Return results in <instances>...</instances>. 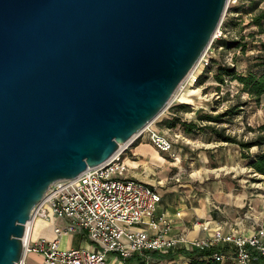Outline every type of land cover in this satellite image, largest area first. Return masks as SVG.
I'll use <instances>...</instances> for the list:
<instances>
[{
    "label": "water",
    "instance_id": "water-1",
    "mask_svg": "<svg viewBox=\"0 0 264 264\" xmlns=\"http://www.w3.org/2000/svg\"><path fill=\"white\" fill-rule=\"evenodd\" d=\"M228 0H0V264L54 180L156 118Z\"/></svg>",
    "mask_w": 264,
    "mask_h": 264
},
{
    "label": "built area",
    "instance_id": "built-area-1",
    "mask_svg": "<svg viewBox=\"0 0 264 264\" xmlns=\"http://www.w3.org/2000/svg\"><path fill=\"white\" fill-rule=\"evenodd\" d=\"M220 24L221 21L206 49L187 73L188 75L191 72L192 86L197 81L196 69L199 66L201 69L207 67L214 55L210 47L212 41L226 35ZM187 75L177 85L160 113L167 110L172 101H178L177 93L190 83ZM151 123L148 122L142 130L120 144L99 165L87 167L73 178L54 180L38 203L31 208L29 215L33 219L47 217L48 207L52 214L64 218L66 223L53 227V238L41 236L35 241L30 239L29 228L27 237L22 239V254L15 264H28L25 261L28 252L41 254V264H105L110 256L120 260L132 256L138 259L139 264H152L150 252L166 251L182 244L198 253L209 251L208 255H199V259L216 260V264H264V227L255 228L253 232L245 234L233 226L224 232L222 225L218 224L210 238L189 240L183 233L169 236L170 222L162 215L153 216L154 208L161 200L160 194L153 187L129 178L122 161V154L131 140L142 134H148L151 143L159 150L171 151L172 142L156 132ZM146 216H151L148 221H144ZM136 224H145L153 232L148 235L141 229L133 230L132 227ZM76 232H82L94 246L71 247L68 250L58 246L60 236ZM187 264H193L191 257Z\"/></svg>",
    "mask_w": 264,
    "mask_h": 264
},
{
    "label": "rangeland",
    "instance_id": "rangeland-1",
    "mask_svg": "<svg viewBox=\"0 0 264 264\" xmlns=\"http://www.w3.org/2000/svg\"><path fill=\"white\" fill-rule=\"evenodd\" d=\"M261 9H264V0H228L220 20V27L221 30L226 32L225 37L222 39H226L229 46L224 45L219 49L218 40H213L210 47L213 49L214 55L210 58L209 65L203 69L199 66L195 71L200 83H195L192 86V75L191 73L188 74L187 78H189L190 83L186 84L185 88L177 93L178 101H172L170 104L171 106L179 103L197 105L191 107L184 104L186 107L178 111L180 116L192 119L198 115L219 114L229 106L238 105V109L241 111L238 115L234 117L226 116L223 119L225 122L215 123L214 126L219 129L225 128L226 135L233 136L239 142L256 138L261 133L257 128L264 122V94L257 103L246 92L240 91L241 86L237 80L224 77V82L219 83L214 76L219 65L228 64L234 66L238 73L246 74L247 69L257 62L255 57L260 49L259 40H264V32H259L252 19ZM262 24H264V21ZM235 41L238 44H244L245 47H234ZM170 107L154 118L151 121V126L160 135L172 140V143L176 145V149L181 147L180 160H182L181 163L184 167L177 175L181 179L188 177L190 182L192 181L196 185L201 184L199 182L200 173L203 177H205L204 175L209 177V180L205 182L214 178H221L224 185L228 188L231 186L234 192L246 190L249 194L244 199V206L238 209L237 216L251 220L255 228L264 227V174L253 172L248 165L249 157L264 151V143L242 150L237 143L219 141L214 135H210L208 131L203 134H195L194 137L187 136L183 134L180 128L169 129L161 124L167 115L166 113L169 110L171 111ZM176 133L179 134L177 138ZM143 138L148 139V135L135 137L128 146ZM206 147H209V149L216 148L214 154L211 156L206 155L209 161L207 165L214 168L204 170L197 164V169L192 166L193 171H190L191 166L188 163L191 161L188 158L200 159V150H204ZM176 152L179 153L178 150ZM125 153H128V150ZM242 153H245L246 156ZM202 159L204 158L202 157ZM214 162L216 163L214 164ZM174 174L176 175L175 172ZM174 174L172 173L164 183H177L179 177ZM47 214L52 217L50 211ZM251 222L249 221V225H251ZM52 224L54 223L50 221V218L39 217L36 222V231L40 233L42 231L50 232Z\"/></svg>",
    "mask_w": 264,
    "mask_h": 264
},
{
    "label": "crops",
    "instance_id": "crops-1",
    "mask_svg": "<svg viewBox=\"0 0 264 264\" xmlns=\"http://www.w3.org/2000/svg\"><path fill=\"white\" fill-rule=\"evenodd\" d=\"M183 118L187 121L192 120V118ZM175 136L178 137L179 134L177 135L176 133ZM182 138L185 139V137ZM170 141L172 142V140ZM180 148L176 149V145L173 144L171 151H161L151 143L148 137V139L143 138L140 141L132 143L125 150H128V153L124 154V151L122 154L126 175L131 179L133 178L147 186L153 187L160 194L161 200L154 208L153 216L159 217L162 215L164 219L166 218L170 222L171 230L169 236L183 233L189 240L210 238L212 237L214 227L218 224L222 225L224 232L229 231L232 226L245 234L253 232L255 226H253L251 220L237 216L238 209L244 206V199L249 193L246 190L234 192L231 186L228 188L224 185L221 178H214L211 181L205 182L209 180V177L204 175L205 178L200 173L199 182L201 184L195 185L192 181L190 182L188 177L182 176L183 178L181 179L177 175L184 167L181 163L182 160H180ZM177 150L179 153L176 152ZM215 152V147L211 149L206 147L204 150H200L201 158L198 159L200 161L195 157H189L188 160L191 161L188 163L191 166L190 169L192 166L196 168L197 164L204 170L214 168L207 165L209 161L206 155L211 156ZM190 171H193V169ZM172 173L179 177L178 182L165 184L164 181ZM48 211L52 214L50 208L47 207L46 214ZM39 217H35L33 221L31 220L30 239L32 241L39 239L41 236L53 238L55 236L53 227L55 225L63 226L66 223L65 219L60 218L58 215L52 214V217H49V214H47V217L44 218H50V221L54 224L51 225L50 232L42 231L40 233L36 231V222ZM150 217L146 216L144 221H148ZM249 221L251 225H249ZM132 229H141L148 235L153 232V229L145 224L133 225ZM58 246L63 250H68L71 247L91 248L94 244L82 232H76L60 236ZM199 253L195 252L188 245L182 244L172 249H166V251L150 252L149 257L152 260V264H187L189 257L198 256ZM40 259L41 254L37 252H28L25 255V261L28 264H41ZM105 264H139V261L132 256L125 260L110 256L107 258Z\"/></svg>",
    "mask_w": 264,
    "mask_h": 264
},
{
    "label": "trees",
    "instance_id": "trees-1",
    "mask_svg": "<svg viewBox=\"0 0 264 264\" xmlns=\"http://www.w3.org/2000/svg\"><path fill=\"white\" fill-rule=\"evenodd\" d=\"M264 9H261L255 18L252 19V22L258 27L259 32H264ZM220 47L229 46V43L226 39H219L217 41ZM259 53L255 57L256 63L253 64L249 69H247L246 74H240L236 71L234 66L223 64L219 65L217 68V72L215 73L214 78L219 82H224V77L231 78L232 80H237L241 86L240 91L246 92L250 97H252L257 103L264 94V40H259ZM242 47L244 48V44H238L237 41L234 42V47ZM196 84L200 83L199 77L196 78ZM191 107H196L197 105L192 103H184ZM184 104H178L175 106H171L169 110L170 113H166V117L162 120L161 124H163L167 128H180L183 134L187 136H195V134H203L205 132H210L209 134L214 135L217 140L223 142H232L237 143L241 146V149H248L252 146H259L264 143V122H262L257 128L261 133L258 134L256 138L239 142L233 136L226 135L225 128L215 127V123L225 122L223 119L226 116L234 117L238 115L241 111L238 109V105H232L227 107L222 113L219 114H205L198 115L192 120H185L182 116L179 115V110L181 108H185ZM172 114V115H169ZM206 122V123H205ZM245 155V153H242ZM243 156V157H244ZM248 165L252 168L253 172L257 174H264V151H260V153H255L252 157H249ZM209 251L199 253V255H208ZM199 255L195 257H191V263L193 264H216L215 260H201L199 259Z\"/></svg>",
    "mask_w": 264,
    "mask_h": 264
},
{
    "label": "bare ground",
    "instance_id": "bare-ground-1",
    "mask_svg": "<svg viewBox=\"0 0 264 264\" xmlns=\"http://www.w3.org/2000/svg\"><path fill=\"white\" fill-rule=\"evenodd\" d=\"M191 73V72H190ZM189 73V74H190ZM31 220L33 221V218H32V216L27 220V222H26V225H25V233H24V235H23V239H25L26 237H27V235H28V233H29V228H30V224H31Z\"/></svg>",
    "mask_w": 264,
    "mask_h": 264
}]
</instances>
